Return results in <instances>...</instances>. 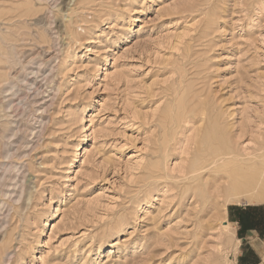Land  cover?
Segmentation results:
<instances>
[{
  "label": "rangeland",
  "instance_id": "1",
  "mask_svg": "<svg viewBox=\"0 0 264 264\" xmlns=\"http://www.w3.org/2000/svg\"><path fill=\"white\" fill-rule=\"evenodd\" d=\"M0 136V264H240L264 0H0Z\"/></svg>",
  "mask_w": 264,
  "mask_h": 264
},
{
  "label": "crops",
  "instance_id": "2",
  "mask_svg": "<svg viewBox=\"0 0 264 264\" xmlns=\"http://www.w3.org/2000/svg\"><path fill=\"white\" fill-rule=\"evenodd\" d=\"M241 247L245 248L240 264H260L264 257V213L260 209L238 210L234 222Z\"/></svg>",
  "mask_w": 264,
  "mask_h": 264
},
{
  "label": "bare ground",
  "instance_id": "3",
  "mask_svg": "<svg viewBox=\"0 0 264 264\" xmlns=\"http://www.w3.org/2000/svg\"><path fill=\"white\" fill-rule=\"evenodd\" d=\"M54 1V0H53ZM48 22V21H47ZM24 24H25V21H24ZM48 24V23H47ZM31 25H34V26H37V27H40V28H43L45 25H46V17L45 16H42V17H39V18H37L35 21H33V23L31 24ZM28 26V25H27ZM19 38V37H18ZM33 55H35V54H33ZM42 56H44V55H42ZM41 56V57H42ZM44 58V57H43ZM28 59V58H27ZM45 59V58H44ZM47 61V60H46ZM10 66V65H9ZM31 68V67H30ZM36 69V68H35ZM35 69H34V72H35ZM13 73V72H12ZM25 74V73H24ZM24 76V75H23ZM27 76V75H26ZM30 77V76H29ZM24 80V79H23ZM24 83L25 82H28V84H29V80L27 81H23ZM23 84V83H22ZM30 89V88H29ZM9 90V89H8ZM8 97V96H7ZM12 103V102H11ZM9 105V104H8ZM5 126V125H4ZM14 129V128H13ZM15 130V129H14ZM14 130H13V132H14ZM4 131V130H3ZM2 130H1V132H2V135H3V132ZM6 131V130H5ZM11 132V131H10ZM6 133V132H5ZM12 134H14V133H12ZM11 133L9 134L10 136L12 135ZM14 136V135H13ZM3 137V136H2ZM5 137V136H4ZM0 138H1V136H0ZM9 139V138H8ZM2 140V139H1ZM2 142V141H1ZM6 142V141H5ZM5 142H4V144H5ZM9 154H10V152L9 151H7ZM6 155H7V153H6ZM5 154H4V157L6 156ZM1 156V155H0ZM10 156V155H9ZM264 158V157H263ZM253 159V158H252ZM252 159H250V160H252ZM6 192V191H5ZM249 199V198H248ZM254 199V198H253ZM256 200H259V198L257 199V198H255ZM261 199V198H260ZM250 200H251V198H250ZM250 200H248V201H250ZM262 201H263V199H262ZM249 203H251V202H249ZM226 224V223H225ZM224 224V226H226Z\"/></svg>",
  "mask_w": 264,
  "mask_h": 264
}]
</instances>
